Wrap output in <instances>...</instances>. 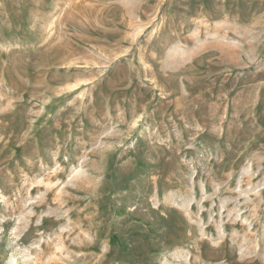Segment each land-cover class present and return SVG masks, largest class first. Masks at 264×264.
Wrapping results in <instances>:
<instances>
[{
    "label": "rangeland",
    "instance_id": "1",
    "mask_svg": "<svg viewBox=\"0 0 264 264\" xmlns=\"http://www.w3.org/2000/svg\"><path fill=\"white\" fill-rule=\"evenodd\" d=\"M0 264H264V0H0Z\"/></svg>",
    "mask_w": 264,
    "mask_h": 264
}]
</instances>
